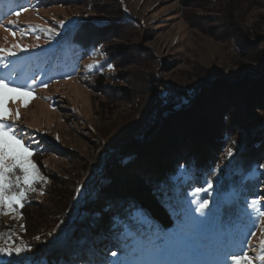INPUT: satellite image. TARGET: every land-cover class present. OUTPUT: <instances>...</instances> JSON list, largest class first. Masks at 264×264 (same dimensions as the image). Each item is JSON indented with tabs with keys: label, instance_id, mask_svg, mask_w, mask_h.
Here are the masks:
<instances>
[{
	"label": "rangeland",
	"instance_id": "rangeland-1",
	"mask_svg": "<svg viewBox=\"0 0 264 264\" xmlns=\"http://www.w3.org/2000/svg\"><path fill=\"white\" fill-rule=\"evenodd\" d=\"M19 12L18 17L10 14L2 19L0 47L18 43L28 51H18L16 57L10 58L9 68L0 67V74L11 72L14 79L34 87V91L27 96H5L4 107L11 113L6 114L5 122L24 129L25 143L38 153L31 159L45 178L34 185L36 191L29 192L23 201L24 205H41L45 210L44 218L37 223L40 229L27 241L32 251L24 254L33 258L45 251L56 258L57 264H72L54 252L57 253L62 238L67 237L65 233H73L77 227L81 231L92 229L91 209L105 205L101 204L105 196L96 187L101 183L111 148L125 143L130 131L147 125L162 98L178 106L185 93L203 97L212 86L213 91L222 87L212 83L200 91L206 81H228L226 87L231 90L248 81L247 74H260L257 69L264 65V0H31L28 11ZM8 20L16 24H8ZM61 21L66 25L63 29L59 27ZM125 21H133V28L115 31ZM29 25L55 28L60 35L50 38L39 33L37 39ZM80 27V37L87 43L95 40L103 44L97 50L74 45L72 35ZM109 58L113 63H108ZM109 64L114 70L109 69ZM98 71L106 75L109 88L100 89L96 84ZM209 93L208 104L214 95ZM260 93H264V84L259 86ZM217 97L222 101L226 96ZM251 110L253 120L259 123L264 151V106ZM165 126L162 123L157 127L155 144L170 141L172 133L179 135V130H173L175 126L166 130ZM149 148L145 156L153 153L154 149ZM227 150V145H223L212 161L216 162L213 168L217 187L200 197L192 193L197 187L207 188L206 184L181 187L182 217L173 229L161 231L151 245L176 248L187 239L206 252L201 259L216 261L226 251L243 249L252 264H260L264 218L257 219L249 205L252 200H259L264 206V187L257 196L228 200L230 195L223 193V182L228 162L238 153L232 149L234 154L229 157ZM15 175L22 173L17 169ZM105 198L109 203L110 199ZM203 198H207L209 207L202 216L193 201ZM86 204L87 210L83 208ZM24 212L17 206L14 213L0 216V233L12 236L7 243L19 246L28 236ZM51 214L55 216L49 217ZM134 214L130 212L131 216ZM29 215L33 216L31 212ZM109 219L123 247L102 252L100 255L106 260L101 264H121L125 260L139 264L142 254L147 257L151 251L150 242H141L129 226L117 223L112 213ZM193 219L202 223L194 226ZM37 224L28 223L27 227L34 230ZM71 240L77 241L65 238L62 245L69 241L66 248H71ZM112 252L117 256L113 257ZM5 258L0 255V264H6Z\"/></svg>",
	"mask_w": 264,
	"mask_h": 264
},
{
	"label": "trees",
	"instance_id": "trees-1",
	"mask_svg": "<svg viewBox=\"0 0 264 264\" xmlns=\"http://www.w3.org/2000/svg\"><path fill=\"white\" fill-rule=\"evenodd\" d=\"M30 1L0 0V19L14 11L23 10L22 6L28 7ZM133 25V21H125L116 27L115 31L121 30L122 27L133 28ZM81 30L82 27L72 35L74 45L86 50H97L103 44L102 41L95 40L92 44L87 43L80 37ZM108 63H113L111 58L108 59ZM257 71H261L260 74H247L245 80L248 81L231 90L226 87L228 81L221 79L210 83L206 81L200 91L205 90L212 83L222 84V87L213 91L215 86H212L203 97L195 98L185 93L178 106L170 105L164 98H160L158 109L155 115L150 117L149 123L130 131L129 139L125 143L111 148L106 170L101 177L99 187H96L100 195L108 197L110 202L108 203L104 197L105 201L101 204L105 203V205L101 207L102 209L89 208L93 210L92 214L90 213L92 229L87 228L81 231L77 224V228L72 229L73 233H65L67 236L65 238L77 240H71L75 248L72 244L71 248L67 249L66 245L70 240L62 245L65 239L62 238L61 244L57 247V253H54L62 254L72 264H101L106 260L100 255L102 252H106L109 248L123 247L121 239L114 234V227H111V221H109L111 213L113 218L117 219V223L121 226H129L141 242H145V245L150 242L148 246L152 247L151 242L161 234L160 232L173 229L179 217H182L179 205L182 198L181 187L184 185L193 187L197 183L207 185L208 180H211L213 187H217L216 172L213 168L216 162L212 163V161L223 145L235 149L237 152L234 153H238V155L233 153L234 156L228 162L229 166L223 182L225 190L223 193L230 195L228 200L234 198L241 201L249 196L259 195L260 189L264 187L263 140L260 141L259 123L253 120L254 115L251 109L254 106H264V93H260L261 96L259 94V86L264 84V78L260 77L264 75V65ZM96 76V84L100 89L109 88L106 85L107 77L104 73L98 71ZM208 93L214 94L210 104L207 101ZM253 93L255 94L252 96ZM218 94L226 96L225 99L222 101L215 99ZM194 108L196 111L193 110ZM231 111H234L233 115ZM247 120L248 122L245 123ZM162 123L166 125L165 130L171 125L175 126L173 130H179V135L175 136L172 133L170 141L163 145L155 144L153 138L157 127ZM149 147L154 149L151 154L154 156H145ZM127 159H129L128 162H126ZM30 204L27 203L22 207V212L25 210L24 230L28 235L24 241H20L24 245H28L27 241L40 229L38 220L44 218L43 207L41 205L30 207ZM81 206L78 207V213L83 207ZM83 208L87 210V204ZM131 211L135 212L134 216L130 215ZM30 212L33 216L29 215ZM54 214L49 217L55 216ZM93 220L97 223L94 224ZM28 223L37 224V226H34V230H30L27 227ZM76 234L77 237H75ZM22 256L29 258L27 264L29 262H32L30 264H57L54 260L56 258L46 255L45 251L33 258L24 253ZM20 259L13 255L5 258L4 263L16 264V261Z\"/></svg>",
	"mask_w": 264,
	"mask_h": 264
},
{
	"label": "snow or ice",
	"instance_id": "snow-or-ice-1",
	"mask_svg": "<svg viewBox=\"0 0 264 264\" xmlns=\"http://www.w3.org/2000/svg\"><path fill=\"white\" fill-rule=\"evenodd\" d=\"M23 11H28V7L22 6ZM15 16H19V11L12 13ZM8 24H16V21L8 20ZM0 26H3V20L0 19ZM60 28H65L66 25L63 21L59 24ZM28 29L32 33L37 34L39 39V33H46L51 38L55 35H60L55 28H44L39 25H29ZM8 29L5 28V31ZM22 33L27 34L25 30H21ZM15 36L16 33L12 32ZM18 51H28L27 48L20 44H13L9 48L0 47V67L5 69L9 68L11 63L10 58L16 57ZM96 67V65H90ZM110 70H114V67L109 64ZM35 81H33V85ZM47 87V85H45ZM34 91V87L22 84L13 78L11 72L7 75L0 74V216L9 215L16 211V207H23V201L27 199L29 192H35L34 185L38 182H43L44 177L40 175L37 165L32 161L31 157L38 154L36 149L32 148L31 144H26L24 136L26 135L24 129L19 128L15 124H8L5 122V116L11 115L10 112L4 107V98L8 93H13L18 96L31 95ZM27 106V102L25 103ZM17 119L19 115L17 113ZM58 139V137H57ZM227 154L229 157L233 156V151L228 148ZM19 170L22 175H15L16 170ZM15 175V180L11 177ZM207 188L197 187L192 193L194 197H200L202 193L211 190L213 185L211 180L206 181ZM15 189V190H14ZM43 195V192L40 193ZM197 204L196 211L202 216L205 215V210L208 209V200L203 198L199 201H193ZM252 214L257 219L264 218V206L260 205L259 200H252L250 202ZM202 222L193 219V225L199 226ZM12 239L11 234L0 233V255L5 257H20L21 259L16 261V264H27L29 259L27 256H22L23 253L31 252L32 250L21 243L19 246L11 243H7ZM39 240V237H36ZM127 248L128 246L125 245ZM261 254L258 257L260 264H264V240L260 243ZM113 257L117 256L116 252H112ZM206 252L193 246L187 239H185L178 247L170 248L166 244H153L152 249L147 257H143L139 261V264H252V260L247 256L246 251L241 249L239 252L226 251L223 258L216 261H209L201 259ZM179 256L196 257V259H179ZM12 264V262H9ZM121 264H129L127 260L121 262Z\"/></svg>",
	"mask_w": 264,
	"mask_h": 264
}]
</instances>
